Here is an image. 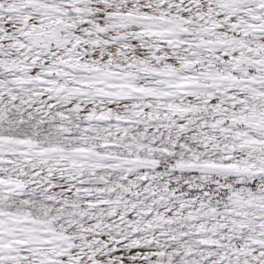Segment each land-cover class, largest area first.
<instances>
[{"label": "snow or ice", "instance_id": "6c2138e0", "mask_svg": "<svg viewBox=\"0 0 264 264\" xmlns=\"http://www.w3.org/2000/svg\"><path fill=\"white\" fill-rule=\"evenodd\" d=\"M0 264H264V0H0Z\"/></svg>", "mask_w": 264, "mask_h": 264}]
</instances>
